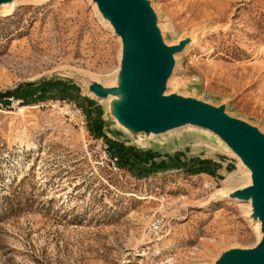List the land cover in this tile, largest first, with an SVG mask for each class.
Segmentation results:
<instances>
[{
  "label": "rangeland",
  "instance_id": "obj_1",
  "mask_svg": "<svg viewBox=\"0 0 264 264\" xmlns=\"http://www.w3.org/2000/svg\"><path fill=\"white\" fill-rule=\"evenodd\" d=\"M24 2L0 11V97L21 100L0 110V264H212L253 246L246 204L214 198L248 181L218 138L189 127L139 146L85 91L86 78L110 83L121 50L91 0ZM151 2L169 44L208 26L168 92L225 103L264 132V0ZM157 214L168 226L151 239Z\"/></svg>",
  "mask_w": 264,
  "mask_h": 264
},
{
  "label": "water",
  "instance_id": "obj_2",
  "mask_svg": "<svg viewBox=\"0 0 264 264\" xmlns=\"http://www.w3.org/2000/svg\"><path fill=\"white\" fill-rule=\"evenodd\" d=\"M12 1L0 0V5ZM91 2L119 37L121 50L119 66L110 83L86 78L85 91L98 103L104 102L114 128L131 136L139 146L144 147L156 137L186 125L204 128L216 135L249 172V183L231 189L227 197L249 202L250 213L246 216L251 223L259 222L260 237L251 247L223 250L212 264H264V132L228 113L225 103L215 104L178 91L168 92V80L175 74L177 57L181 54L175 55L190 44L192 36L196 44L200 32L195 29L169 44L163 37L151 0Z\"/></svg>",
  "mask_w": 264,
  "mask_h": 264
},
{
  "label": "built area",
  "instance_id": "obj_3",
  "mask_svg": "<svg viewBox=\"0 0 264 264\" xmlns=\"http://www.w3.org/2000/svg\"><path fill=\"white\" fill-rule=\"evenodd\" d=\"M19 103H21V100L15 99L13 95L0 97V110L1 109L6 110L7 108L15 107L16 105H19ZM60 109H61L60 111L64 115H66L69 118V120L77 124H80V125L84 123L83 113L81 112V109L77 107L76 105L70 104V103H63ZM107 159L110 160V158H107ZM110 161H111L110 163L112 164V166L116 168L114 161L113 160H110ZM205 186L207 187V185ZM165 219H166L165 216L160 215V214L153 215L152 217H150L148 220L147 226H146V230H145L146 236L151 239H159V237L167 229V226H168V223ZM158 254H155L154 252L153 259H155V257L158 256ZM158 263L159 264H175V258L174 256L168 255V256H165L163 259L159 260Z\"/></svg>",
  "mask_w": 264,
  "mask_h": 264
},
{
  "label": "bare ground",
  "instance_id": "obj_4",
  "mask_svg": "<svg viewBox=\"0 0 264 264\" xmlns=\"http://www.w3.org/2000/svg\"><path fill=\"white\" fill-rule=\"evenodd\" d=\"M24 1H29V2H37V3H41V2H43V1H45V0H13L12 2H10V3H7V4H2V5H0V11H4V12H7V13H11L12 11H14L15 10V8H16V6H18V5H20L22 2H24ZM25 3V2H24ZM160 26H162V24L160 23ZM208 26H202V28L201 27H198L196 30H198L200 33H202L203 31H204V29L205 28H207ZM118 37V36H117ZM194 38H195V36H192V41L190 42V44H188L185 48H184V50L182 51V52H180V53H178V54H176L175 55V57H177L179 54H182V53H187L188 51H189V48L191 47V46H194V45H196V44H194L195 43V41H194ZM199 43V42H198ZM173 77H174V72L172 73V75L170 76V78H169V82L173 79ZM184 128H189V127H191V128H195V129H198V130H201V131H204V132H208V133H210V134H212L213 136H215L216 138H218L216 135H214L213 133H211L210 131H208L207 129H204V128H199V127H195V126H191V125H186V126H183ZM219 139V138H218ZM220 140V139H219ZM244 170L246 171V174H247V176L249 175V172H248V170H246L245 168H244ZM247 183H249V176H248V181H247ZM230 188H225V189H222V190H219L218 191V193H217V195L216 196H214V198H217V197H221V198H224V199H229L228 197H227V193L228 192H230ZM230 200V199H229ZM231 200H234V199H231ZM234 201H236V202H240V201H238V200H234ZM241 203H245L246 204V206H247V208H248V213L247 214H249L250 213V204H249V202H241ZM254 223H255V228H256V230L258 231V233H259V237H260V232H259V222L258 221H253V225H254ZM259 239V238H258ZM159 253V250H156L155 251V254H158Z\"/></svg>",
  "mask_w": 264,
  "mask_h": 264
}]
</instances>
